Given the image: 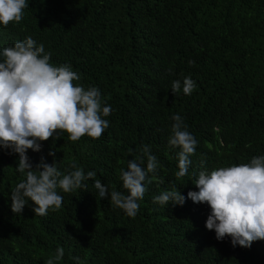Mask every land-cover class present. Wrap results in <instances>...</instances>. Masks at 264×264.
<instances>
[{
	"label": "trees",
	"instance_id": "obj_1",
	"mask_svg": "<svg viewBox=\"0 0 264 264\" xmlns=\"http://www.w3.org/2000/svg\"><path fill=\"white\" fill-rule=\"evenodd\" d=\"M19 23L0 25L3 49L31 36L51 53L54 66L74 67L87 89L98 87L109 127L100 139L43 142L27 155L35 169L43 157L62 174L72 164L96 173L127 194L121 179L128 161L157 158V179L135 218L101 199L93 180L67 193L57 211L36 216L31 201L11 210V193L25 179L18 154L0 148V264H264V241L233 247L206 228L207 204L187 199L201 171L250 163L264 155V0H28ZM194 61L193 65L189 61ZM196 87L183 93V79ZM181 81L174 95L171 84ZM197 140L188 173L177 179L178 148L169 146L173 116ZM131 150V152H130ZM54 153L55 155H50ZM203 162V167L201 163ZM151 175V174H149ZM163 181L162 183L159 181ZM175 188L183 206L153 197ZM75 258H79L78 260Z\"/></svg>",
	"mask_w": 264,
	"mask_h": 264
},
{
	"label": "clouds",
	"instance_id": "obj_2",
	"mask_svg": "<svg viewBox=\"0 0 264 264\" xmlns=\"http://www.w3.org/2000/svg\"><path fill=\"white\" fill-rule=\"evenodd\" d=\"M28 0H0V25L19 23L23 19ZM0 62V148L10 149L18 154L17 171L25 174L11 193V210L22 214L31 201L36 207V216H45L49 210L61 208L63 197L57 189L70 193L86 189L85 181L93 180L101 199L110 195L111 205L123 210L131 218L139 211L138 201L148 191L146 184L157 179L159 164L150 154L148 146L143 153L147 156L146 169L141 167L143 159L128 161L127 170H122L121 179L127 194L112 190L99 179L96 173L87 174L72 164L75 169L62 174L56 164L49 165L41 158L33 168L27 155L29 150L41 151L43 142L60 139L67 134L73 143L87 136L100 139L109 127L104 118L111 114L110 106H102V95L98 87L85 89L76 82L80 76L74 67L65 63L54 66L51 53L45 52L43 44L28 36L23 42L17 41L12 47L3 49ZM194 61H189L193 65ZM196 84L191 76L183 79V93L191 95ZM181 90V81L174 80L171 91L174 95ZM169 146L178 148L177 179L187 175L195 154L197 140L187 130L180 115L172 117ZM131 152V150H130ZM55 155L54 153H49ZM203 167V162L201 163ZM151 174V175H149ZM159 182H163L162 180ZM198 191H189L187 199L196 204H207L211 212L206 228L215 231L216 239L231 238L233 247L239 245L251 248L256 241H264V155L253 157L250 163L221 167L211 171H201L195 181ZM185 196L174 187L153 197L160 205L183 206ZM64 256V249L58 248L46 264H57ZM79 259V258H75Z\"/></svg>",
	"mask_w": 264,
	"mask_h": 264
}]
</instances>
